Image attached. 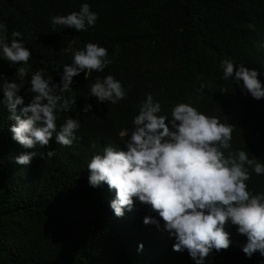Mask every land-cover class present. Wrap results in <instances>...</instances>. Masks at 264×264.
Segmentation results:
<instances>
[{
  "label": "trees",
  "instance_id": "1",
  "mask_svg": "<svg viewBox=\"0 0 264 264\" xmlns=\"http://www.w3.org/2000/svg\"><path fill=\"white\" fill-rule=\"evenodd\" d=\"M82 3L97 14L94 26L81 32L53 29L50 16L78 11ZM0 23L9 36L21 33L31 52V71L43 69L54 83L71 62L63 49L73 38L76 48L88 42L105 47L112 61L102 72L73 77V91L66 95L77 103L56 121L57 128L65 118L80 121L70 146L56 144L53 136L43 148H23L12 139L14 121L0 105V264H194L186 250L173 251L174 237L149 205L134 199L132 211L116 217L109 207L114 190L106 184L90 187L87 163L109 144L124 150L126 137L118 133L132 127L146 93L161 102L164 112L191 102L233 125L232 147L264 162V99L222 79L221 67L223 59H231L234 71L236 65L256 70L264 85L259 75L264 50L255 47L264 40V0H0ZM15 67L0 60V75L15 79ZM30 74L21 85L25 104L32 96ZM106 75L128 88L115 105H98L88 96V85ZM85 103L92 105L91 112H80ZM48 150L55 154L41 159L39 153ZM30 151L38 155L29 165L15 163V157ZM248 184L264 192V176L252 173ZM146 216L160 227L145 225ZM225 231L229 248L213 251L205 264H262L259 254L245 257L246 237L236 226L226 224Z\"/></svg>",
  "mask_w": 264,
  "mask_h": 264
},
{
  "label": "clouds",
  "instance_id": "2",
  "mask_svg": "<svg viewBox=\"0 0 264 264\" xmlns=\"http://www.w3.org/2000/svg\"><path fill=\"white\" fill-rule=\"evenodd\" d=\"M97 14L88 3H82L78 11L66 15H52L50 25L62 26L81 32L94 26ZM76 38L67 41L65 53L71 62L63 65L59 84L45 76L43 69L31 71V52L22 42L21 33H6L0 23V60L9 66L16 65L14 77L0 75V105L10 113L14 121L9 131L12 139L25 149L47 146L53 139L56 144L70 146L80 121L65 118L57 128L61 112H67L77 103L66 93L73 90V77L89 71L102 72L112 61L105 47L85 43L76 48ZM257 50H264V40L256 43ZM222 79H231L242 93L256 100L264 99V85L258 72L231 59L221 61ZM31 72L27 91L32 93L25 104L20 95L25 76ZM259 75H264L261 72ZM19 81L20 83H17ZM200 89H204L201 84ZM128 88L112 75L97 77L88 85V96L96 103L117 104L126 96ZM19 106V110L17 111ZM92 105L85 103L80 112L89 113ZM130 129L121 130V147L107 145L101 154H94L87 163V182L98 188L106 184L114 190L109 207L116 217L131 212L134 199L149 205L164 222V230L174 237L173 251H187L194 264H205L213 251L219 253L230 246L225 225L236 226L238 234L246 237L241 251L246 258L259 254L264 264V192H254L248 182L251 174L264 176V162L251 157L248 151L233 148L234 126L208 115L191 102L176 103L170 112L162 111L161 102L151 93L140 101L137 114L131 120ZM54 150L39 153L41 159L51 158ZM38 154L24 152L15 157V163L27 166ZM145 225L157 228L159 222L144 217ZM143 245L138 246L142 250Z\"/></svg>",
  "mask_w": 264,
  "mask_h": 264
}]
</instances>
